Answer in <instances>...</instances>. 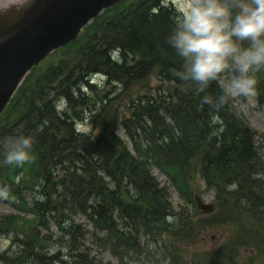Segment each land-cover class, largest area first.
Listing matches in <instances>:
<instances>
[{
    "label": "trees",
    "instance_id": "trees-1",
    "mask_svg": "<svg viewBox=\"0 0 264 264\" xmlns=\"http://www.w3.org/2000/svg\"><path fill=\"white\" fill-rule=\"evenodd\" d=\"M178 13L164 0L121 1L63 47L56 64L28 75L0 118V140L33 137L29 161L6 164L0 154V190L17 210L0 217V234L11 239L0 250V264H107L91 252L88 234L93 243L127 256L145 247L144 237L174 235L184 220L192 226L184 217L188 209L176 210L154 166L191 205L199 194L193 182L202 179L206 191L214 192L223 223L235 222L237 237L247 235L260 249L264 166L257 132L234 111L230 96L219 107L201 102L205 94L223 93L221 74L204 92L179 75L183 60L167 43ZM96 73L106 76L103 87L89 81ZM154 73L162 83L157 93L132 98L129 114L121 117L117 91L139 86ZM254 76L264 102V67ZM79 122L91 130H78ZM200 226L194 224V235L178 236L191 241L206 229ZM231 249L219 260H234Z\"/></svg>",
    "mask_w": 264,
    "mask_h": 264
},
{
    "label": "clouds",
    "instance_id": "clouds-1",
    "mask_svg": "<svg viewBox=\"0 0 264 264\" xmlns=\"http://www.w3.org/2000/svg\"><path fill=\"white\" fill-rule=\"evenodd\" d=\"M24 0H0V12ZM180 19L169 30L167 43L183 60L182 79L204 92L226 69L235 75L216 98L201 102L216 107L231 95L254 92V72L264 67V0H181ZM33 137L10 135L0 140L2 162L21 164L32 159Z\"/></svg>",
    "mask_w": 264,
    "mask_h": 264
},
{
    "label": "rangeland",
    "instance_id": "rangeland-1",
    "mask_svg": "<svg viewBox=\"0 0 264 264\" xmlns=\"http://www.w3.org/2000/svg\"><path fill=\"white\" fill-rule=\"evenodd\" d=\"M165 2L166 4L173 5L177 9V13H180L181 0H166ZM179 16H177V18ZM62 56L63 51H56L50 55L41 66L45 69L51 64H56ZM47 70L39 71L35 77L39 74L43 75ZM234 75L235 72L230 69H226L223 72L221 84L224 88ZM35 77L30 80L31 83ZM105 80L106 76L104 74H95L92 79H89L90 82H95L99 87L105 85ZM114 84L115 83H113V85ZM161 85L162 83L157 79L156 74L154 73L146 82H141L139 86L124 91H117L116 96L119 98V108L117 109V112H119L121 117H123L124 114L128 115L127 104L132 98H137L144 93L155 94ZM166 86H168V84H165V87ZM111 88L110 85L107 89ZM25 90L26 89L21 93L23 94ZM231 98L234 111L244 118L257 132V145L260 146L264 166V103H261L260 100H258V93L256 90L249 95H231ZM16 114L17 113L15 112L12 113L9 123L12 122L13 117L17 116ZM84 129L87 132L91 130L89 126L84 127ZM121 133L125 138H128L123 130H121ZM152 171L158 181L162 185H166L170 199L176 210L186 211L188 209V214H184V217L188 216L193 224L190 226L187 221H181L183 226L181 231L178 230V225L174 226L173 224L177 232H192L194 235L196 234L193 232L194 224L201 225L200 228L206 229L200 231L192 242L180 238L178 233H175L174 235H172V233H166L165 236L162 235V237L157 240H150L144 237L146 250L135 252L134 254L127 256H120L119 254V257L115 256L110 249L93 243L91 235L88 234L87 244L90 246L91 252L95 254L99 260L107 264H264V241L259 242L260 249L256 250L251 246L247 235L237 237V233L240 232V229L235 222L229 219L223 223L224 217L219 214L218 210L206 213L204 209L197 207L195 200L192 205L183 201L177 193V190L167 181L166 176L160 170L153 167ZM259 175L264 179V171L259 173ZM193 186L199 188V194L196 195H200V199H202L203 202L215 203L214 192L210 190L206 191V185L202 179L199 178L193 182ZM6 196L7 193L0 190L1 218L5 217L7 214L16 213L17 211L12 202ZM76 218L78 221H84L87 223L82 215H78ZM221 223L223 224L220 225ZM164 240L165 243L163 242ZM10 243V237L0 234V250L6 249ZM244 243L246 245H244ZM228 245H232L231 250L236 257L234 260L228 258H222L219 260L218 257H221V252L228 253ZM221 248L222 250H220ZM174 255H176L175 258ZM177 256L179 258H177ZM176 258L178 262H174Z\"/></svg>",
    "mask_w": 264,
    "mask_h": 264
},
{
    "label": "water",
    "instance_id": "water-1",
    "mask_svg": "<svg viewBox=\"0 0 264 264\" xmlns=\"http://www.w3.org/2000/svg\"><path fill=\"white\" fill-rule=\"evenodd\" d=\"M119 1L31 0L15 13L0 12V111L33 66ZM197 203L205 211L214 209L199 197Z\"/></svg>",
    "mask_w": 264,
    "mask_h": 264
},
{
    "label": "bare ground",
    "instance_id": "bare-ground-1",
    "mask_svg": "<svg viewBox=\"0 0 264 264\" xmlns=\"http://www.w3.org/2000/svg\"><path fill=\"white\" fill-rule=\"evenodd\" d=\"M30 1L31 0H24V3H22V4H13L8 9H6V10H4L2 12L10 11L11 13H15L16 11H18L21 8H23L24 6H26ZM229 69L232 70L231 68H229ZM222 75H223V73H221V78H222Z\"/></svg>",
    "mask_w": 264,
    "mask_h": 264
}]
</instances>
